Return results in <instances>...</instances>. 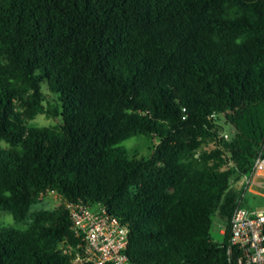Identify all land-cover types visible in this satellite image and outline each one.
<instances>
[{"label": "trees", "instance_id": "16d2710c", "mask_svg": "<svg viewBox=\"0 0 264 264\" xmlns=\"http://www.w3.org/2000/svg\"><path fill=\"white\" fill-rule=\"evenodd\" d=\"M137 134L151 155L120 145ZM258 155L264 0H0V210L29 218L0 226V264H92L68 202L125 225L135 264H225Z\"/></svg>", "mask_w": 264, "mask_h": 264}, {"label": "built area", "instance_id": "2783aa9c", "mask_svg": "<svg viewBox=\"0 0 264 264\" xmlns=\"http://www.w3.org/2000/svg\"><path fill=\"white\" fill-rule=\"evenodd\" d=\"M227 137V134H223ZM264 157L258 155L250 172L237 181L239 188L250 191L262 186ZM243 191V192H244ZM72 229L82 243L74 249L73 263L135 264L127 256L128 228L116 217L107 214L104 208H90L82 203L68 202ZM224 232V229L220 231ZM225 264H264V208H248L237 205L229 219V239Z\"/></svg>", "mask_w": 264, "mask_h": 264}, {"label": "rangeland", "instance_id": "374dc122", "mask_svg": "<svg viewBox=\"0 0 264 264\" xmlns=\"http://www.w3.org/2000/svg\"><path fill=\"white\" fill-rule=\"evenodd\" d=\"M55 120L56 119L46 116L45 114H38L31 121V123L47 124L52 123ZM230 131L231 127L229 125H225L223 134L226 133L228 135ZM157 142L158 137L156 136L137 134L123 140L120 145L126 150V153L129 157L140 158L151 155L153 146ZM260 180L264 182V177H261ZM231 186L236 187L234 181H232ZM254 187L264 191V185ZM60 203L61 199L56 193L46 192L42 195L41 200L32 207V210L40 208H52ZM243 204L248 208H264V197L247 190L243 192ZM28 220L29 218H26L22 221H16L10 212L0 210V226L7 225L16 229H23L26 227ZM221 229H224V222L216 213L210 229V234L214 241L220 242L222 240L223 236L222 233H220Z\"/></svg>", "mask_w": 264, "mask_h": 264}, {"label": "crops", "instance_id": "0c3cea01", "mask_svg": "<svg viewBox=\"0 0 264 264\" xmlns=\"http://www.w3.org/2000/svg\"><path fill=\"white\" fill-rule=\"evenodd\" d=\"M234 184L236 185V188H239V184H238V182L237 181H235L234 182ZM252 193H254V194H258V195H260V196H262V197H264V191H262V190H260V189H258V188H252V190H250ZM222 230V229H221ZM221 233V232H220Z\"/></svg>", "mask_w": 264, "mask_h": 264}]
</instances>
